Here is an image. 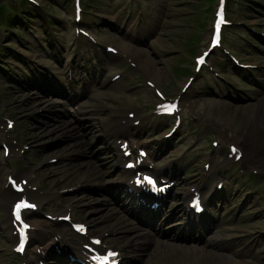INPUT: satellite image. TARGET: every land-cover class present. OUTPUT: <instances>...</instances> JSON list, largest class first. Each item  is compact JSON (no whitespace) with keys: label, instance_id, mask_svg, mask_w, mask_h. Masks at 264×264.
I'll list each match as a JSON object with an SVG mask.
<instances>
[{"label":"rangeland","instance_id":"obj_1","mask_svg":"<svg viewBox=\"0 0 264 264\" xmlns=\"http://www.w3.org/2000/svg\"><path fill=\"white\" fill-rule=\"evenodd\" d=\"M52 1L53 4H49V10L52 11V20L54 18L53 23L61 39H56L55 44L51 39L50 47L46 45L44 49L38 43L39 39L24 37L22 41L15 44L17 51H22L20 54L22 62H12L10 63L12 67L6 69L9 58L3 55L5 59H0V65L3 66H0V121L4 122L7 118L14 121V127L2 137L19 142L25 147V152L20 160L21 169L41 170V175L56 184L59 190L65 189L63 188L65 185L86 184L85 189H80L77 194L64 192V203L77 200V211L80 216L92 220L98 225L104 224L107 228H113V223L120 215L116 212L118 206L111 197L112 193L107 191L112 178L107 174H102L107 171L102 169L103 161L100 158L101 153H109L107 150L109 144L106 142L110 136L107 134L113 126L109 117L115 109L127 108L135 102H139L138 106L145 109L147 106L144 100L149 101L153 97L154 91L150 86L145 85V81L143 86L148 90L142 89L137 84L139 80L136 77L121 80L95 96L89 97L88 103L93 107V113L90 114L91 120H80L78 115L68 116L61 107H69V104L52 94L43 92L42 86L45 80L40 78L42 75L34 69L32 64L33 59L39 60L40 63L43 62L46 67L49 64L53 68V72H57L53 79L63 78V69L70 55L74 39L72 27L74 28V25L76 27L77 24L74 19L72 0ZM84 1L87 4L84 3L83 27L91 32L94 28V32L99 38L104 41L111 39L125 52L146 53V59L141 61V64L146 72L147 80L153 81L155 86L165 93L181 95V102L184 106L183 117L185 113L188 121L182 122L179 127L180 134L167 141L168 147L171 148L170 153L180 152L181 149L188 150L195 146L194 149L198 150L193 152V156L196 157L191 160L192 163L195 164V160L199 162L200 157L209 154H217L220 158L225 154L222 159L224 161L227 153L230 152V145H239L241 142L240 148L243 152L241 159L250 161L255 157L260 158L261 163H264V145H257V139L253 135V129L256 126V111L259 108L264 113V69L260 80L256 81L259 84L255 88L252 86L251 80L246 81L243 74H237L238 69L230 61L229 55L213 56L210 59V69L224 70V72H219L221 77L216 78L219 81L226 79L227 82L232 83V86L218 81L211 86H205L201 83L200 77H197L198 83L191 86L192 90L189 88L185 93L181 92V87L187 78V76L179 77L183 74L181 70L187 69L186 71L191 72L194 54L202 48L205 49V45L203 46V37L205 36L203 24L206 23L207 28L211 10L216 5L214 0ZM258 1L230 0L229 6L234 12L231 13V19L235 23L233 28L237 31H235L236 33L228 32L227 39L231 45L232 53L242 60L261 64V62L264 63V54L257 51L254 43L249 45L250 42L245 40L246 35H255V30L264 28V20H262L264 19V9L260 3L264 0ZM142 5L144 12L141 9ZM137 9L139 16H136V12H134ZM3 13H8V9L5 8ZM203 14L204 22L202 23ZM44 18L45 24L51 22L47 16ZM39 20L38 26L42 21L41 18ZM191 44L195 47L194 50H190L189 45ZM258 45L264 47L262 43ZM135 46L137 49L134 50ZM113 66L117 68L116 65ZM120 67H122L121 64L118 65V68ZM210 78H213V75H210ZM46 83L49 87L56 89L50 80H47ZM54 100L61 101V107L51 104ZM144 109H141L143 115H145ZM196 112H198L197 115ZM146 115L149 121L154 123L148 130L153 135L151 142L154 143L156 137H161L163 132L170 129L171 123H168V120H159L153 106ZM80 117L84 116L80 115ZM189 121L192 127L190 129L191 137L194 138L191 144L189 143L190 136L184 131V125L189 124ZM212 122L215 124L214 129L210 125ZM206 126L205 130H201ZM259 128L261 132H264V128L260 126ZM214 131L223 136V139L219 140L220 143L216 149L211 150L213 148L211 140L204 138ZM261 137L264 135H260ZM179 138L181 139L179 140ZM96 139H99L100 145H93ZM161 149V146L157 148V154L162 155ZM79 150L87 151L88 156L73 157L74 155H68ZM68 156L72 157L71 160L67 159ZM57 158L60 159L59 162L52 161ZM63 162L69 164L65 165L66 163ZM231 163L232 161L227 159L224 165L227 166ZM2 164L7 165V162L4 160L1 150L0 165ZM86 164L91 165L89 171ZM221 164L218 167L223 169L224 165ZM93 168L99 170L102 176L99 177V173L92 174ZM196 171L199 172L200 168H195V173ZM6 173L7 170H4L1 179L5 180ZM230 174L232 175L227 167L222 175L229 177ZM258 175L256 179L258 181L253 184L245 183L243 179L237 181L233 179L231 185L234 195L245 194L249 201H253L248 207L253 216L249 226L251 230L242 229V233L251 234V231H256L258 236L255 241L259 243L260 249L264 252V191L259 193L260 190H258L259 182L264 181V172H258ZM193 176H198V173ZM255 191L260 197L253 194ZM119 224H123L121 217ZM216 231L220 236L228 237H232L235 233L229 228L228 221L219 223ZM244 243L245 239L239 241L227 239L214 250V258L211 260L215 262L205 260L204 263L253 264L248 260L250 258L257 259L262 252L258 250L255 256L253 250L247 246L241 250ZM177 259L174 258V262H177Z\"/></svg>","mask_w":264,"mask_h":264},{"label":"bare ground","instance_id":"obj_2","mask_svg":"<svg viewBox=\"0 0 264 264\" xmlns=\"http://www.w3.org/2000/svg\"><path fill=\"white\" fill-rule=\"evenodd\" d=\"M255 120H256V122H255L256 126L253 129V135H255V137L257 139L256 140L257 145L259 144L260 146H263L264 145V137L260 138V135L263 136L264 132H261V129L259 128V126L264 128V113L262 112V109L258 108V110L256 111ZM257 156H259V155L257 154ZM240 160L244 161V162L247 161L250 164L251 167H253L255 169H258L260 171H264V163H261V159L260 158H255L254 157L253 160H250V161H249V159H246V160L240 159ZM219 169L221 170L220 167H219ZM71 170H73V169H71Z\"/></svg>","mask_w":264,"mask_h":264},{"label":"snow or ice","instance_id":"obj_3","mask_svg":"<svg viewBox=\"0 0 264 264\" xmlns=\"http://www.w3.org/2000/svg\"><path fill=\"white\" fill-rule=\"evenodd\" d=\"M218 27H219V25H217V28H218ZM146 179L148 180V183H150V184H155V181H153L151 178H146ZM197 206H198V205H197ZM24 207H32V206H31V205H26V204H19V203L15 206V208H16V213H15V215H16V219H17V220L20 219V210H21L22 208H24ZM25 227H27V225H25ZM78 230L81 231V232L84 231L83 227L79 228ZM95 243H96V244H99L100 241H95ZM115 255H116L115 253H111V252H109L107 257H103V258H101V259L104 261V264H108V259H109V257H114Z\"/></svg>","mask_w":264,"mask_h":264}]
</instances>
